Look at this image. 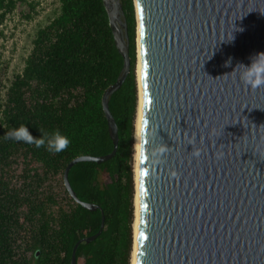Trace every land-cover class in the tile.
<instances>
[{
	"label": "water",
	"instance_id": "95a60500",
	"mask_svg": "<svg viewBox=\"0 0 264 264\" xmlns=\"http://www.w3.org/2000/svg\"><path fill=\"white\" fill-rule=\"evenodd\" d=\"M133 1L141 65L134 264H264V87L244 85L234 70L264 53V0ZM102 3L123 59L101 98L113 150L78 157L63 171L69 197L102 213L99 231L75 244L70 264L81 243L100 236L104 216L77 198L68 174L115 156L108 103L130 72L122 0Z\"/></svg>",
	"mask_w": 264,
	"mask_h": 264
},
{
	"label": "trees",
	"instance_id": "16d2710c",
	"mask_svg": "<svg viewBox=\"0 0 264 264\" xmlns=\"http://www.w3.org/2000/svg\"><path fill=\"white\" fill-rule=\"evenodd\" d=\"M59 12L39 28L24 68L0 91V264H70L72 249L95 235L100 210L76 204L63 186V171L81 156L110 154L113 144L102 111L104 91L119 77L118 54L102 0H57ZM24 0H0V25ZM129 38L130 72L110 97L118 130L115 156L102 164L74 165L68 180L77 198L99 206L104 229L81 243L77 264H131L134 221V134L138 106L136 15L122 0ZM26 125L58 129L70 139L63 152L15 141L9 133ZM58 178L62 194L47 183Z\"/></svg>",
	"mask_w": 264,
	"mask_h": 264
},
{
	"label": "rangeland",
	"instance_id": "374dc122",
	"mask_svg": "<svg viewBox=\"0 0 264 264\" xmlns=\"http://www.w3.org/2000/svg\"><path fill=\"white\" fill-rule=\"evenodd\" d=\"M58 12L59 3L57 0H24L22 3H17L13 13L6 16L5 20L0 25V91L2 95L9 87L14 77L22 72L25 60L32 50V42L37 30L45 27L54 17L57 16ZM47 186L51 188L54 193L62 194V184L58 178H52L47 183ZM80 264H82V259Z\"/></svg>",
	"mask_w": 264,
	"mask_h": 264
},
{
	"label": "clouds",
	"instance_id": "9594fccd",
	"mask_svg": "<svg viewBox=\"0 0 264 264\" xmlns=\"http://www.w3.org/2000/svg\"><path fill=\"white\" fill-rule=\"evenodd\" d=\"M228 64H230V61L226 63V66H228ZM238 66H242V69L238 68ZM238 66L234 70L238 71V78L244 85L252 89L264 87V53H260L253 57L249 65L240 64ZM38 130L41 135L39 138H34L26 125H20L17 129L11 130L9 138L15 141H23L30 145L34 144L36 148L46 146L48 152L55 153L63 152L68 148L71 142L70 139L58 129L52 130L51 132L42 129ZM161 151H163V149H161ZM194 155L199 156L200 154L197 152L194 153Z\"/></svg>",
	"mask_w": 264,
	"mask_h": 264
},
{
	"label": "bare ground",
	"instance_id": "6f19581e",
	"mask_svg": "<svg viewBox=\"0 0 264 264\" xmlns=\"http://www.w3.org/2000/svg\"><path fill=\"white\" fill-rule=\"evenodd\" d=\"M136 50H137V82L139 86V100H138V110L136 118V134H135V155H134V182H135V197H134V221H133V248L131 252V264H134V254H135V241H136V228H137V218H138V178H139V133H140V117H141V91H140V48H139V37L137 35L136 39Z\"/></svg>",
	"mask_w": 264,
	"mask_h": 264
}]
</instances>
